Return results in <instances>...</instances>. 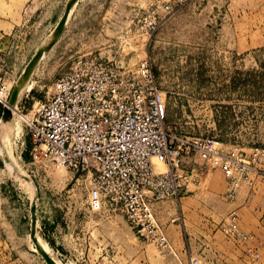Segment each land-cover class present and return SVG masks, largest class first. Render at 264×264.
I'll return each instance as SVG.
<instances>
[{
	"label": "rangeland",
	"instance_id": "1",
	"mask_svg": "<svg viewBox=\"0 0 264 264\" xmlns=\"http://www.w3.org/2000/svg\"><path fill=\"white\" fill-rule=\"evenodd\" d=\"M68 1L0 0V35L17 26L12 49L0 53V84L8 92L0 102V264H264L263 175L237 180L228 199L229 183L213 160L183 157L179 199L154 203L171 245L162 251L138 237L121 213L88 207L94 169L72 172L47 158L32 161L27 125L34 106L52 96L69 70L70 57L94 53L130 70L150 60L171 135L213 139L225 153L264 148V0H189L168 15L162 8L171 0H96L97 17L83 18L82 30L91 27L113 45L78 52L61 41L40 65L61 35L25 83L32 89L11 109L16 116L4 117L20 76ZM109 10L111 25L100 27ZM148 11L160 23L151 37L140 30ZM156 169L166 171L158 163ZM232 215L235 230L225 232ZM38 234L44 251L33 241Z\"/></svg>",
	"mask_w": 264,
	"mask_h": 264
},
{
	"label": "built area",
	"instance_id": "2",
	"mask_svg": "<svg viewBox=\"0 0 264 264\" xmlns=\"http://www.w3.org/2000/svg\"><path fill=\"white\" fill-rule=\"evenodd\" d=\"M188 1L171 0L162 11L171 14ZM141 21L140 30L149 37L160 24L155 11L146 12ZM4 89L1 83L3 104L8 95ZM27 125L32 161L47 158L72 172L94 169L88 207L98 211L106 205L121 213L138 237L162 251H171V245L152 204L179 199L186 182L180 170L183 157L213 160L229 183L228 199L234 197L237 180H248L254 172L264 176V148L225 153L216 140L169 133L149 59L130 70L94 53L73 57L69 70L55 81L52 96L34 106ZM157 163L167 170L158 172ZM236 218L230 216L225 232L235 230Z\"/></svg>",
	"mask_w": 264,
	"mask_h": 264
},
{
	"label": "crops",
	"instance_id": "3",
	"mask_svg": "<svg viewBox=\"0 0 264 264\" xmlns=\"http://www.w3.org/2000/svg\"><path fill=\"white\" fill-rule=\"evenodd\" d=\"M95 1L96 0H78L76 2L73 9H71L69 17L65 23V28H64L62 37L60 38L61 40L59 39V41L50 49L49 53L44 58H42V60H41L42 62H40V65H42L45 61H47V59H49V57H52V53L55 52V50L57 49V45L59 43H61V41H63L64 43H68V42H70L72 44L74 43L75 47L73 50L78 51V52L98 51V50H103V49L107 48L111 44L113 45V43H110V41L107 42L103 39L102 33H100V35L98 36L97 30L94 31V30H92L91 27H89L88 29L82 30L81 20L83 18L86 17L89 20H94L97 17ZM111 3L112 2H110V5H111ZM62 15H63L62 12L58 15L53 27H55L57 25V23L61 19ZM104 15H106V16H104ZM103 16L104 17H102V21L99 24L100 27L104 26V22H108V25L105 24V26H110L111 25L110 19H112V17H113V12H111L109 10L105 14H103ZM10 27H11L10 31L8 33H6L5 36H3L2 34L0 35V38H1L0 44L2 42L4 43V47L0 48V53H2L3 51H10L13 47V44L16 41L17 35L15 33L17 31L15 29L17 26L14 23H12L10 25ZM87 31L91 32V34L94 32V34L90 35V36H92V37L95 36V39H91V38L87 37L89 35V33H87ZM101 31H103V29ZM73 57H75V55L71 56L70 59H73ZM27 62L24 64V67L27 64ZM30 90H29V92H30ZM155 205H154V203L152 204L153 211H154ZM164 232H165V230H164ZM165 234H166V232H165ZM166 236H167V234H166Z\"/></svg>",
	"mask_w": 264,
	"mask_h": 264
},
{
	"label": "water",
	"instance_id": "4",
	"mask_svg": "<svg viewBox=\"0 0 264 264\" xmlns=\"http://www.w3.org/2000/svg\"><path fill=\"white\" fill-rule=\"evenodd\" d=\"M78 0H69L65 10L64 14L62 15L61 19L57 23L50 39L46 42L45 45H43L42 48H39L36 54L33 56V58L30 60L28 65L26 66L24 72L28 74V79L30 78L31 73L33 72L34 68L36 67L38 61L41 59L44 53L48 52L49 49L57 42V40L60 38L62 35L64 28H65V23L67 21V18L69 16V13L73 7V5L77 2ZM13 97V96H12ZM11 100V99H10ZM7 109H4V112H6ZM5 114V113H4Z\"/></svg>",
	"mask_w": 264,
	"mask_h": 264
},
{
	"label": "bare ground",
	"instance_id": "5",
	"mask_svg": "<svg viewBox=\"0 0 264 264\" xmlns=\"http://www.w3.org/2000/svg\"><path fill=\"white\" fill-rule=\"evenodd\" d=\"M71 12V11H70ZM70 14V13H69ZM69 17V16H68ZM68 19V18H67ZM28 74H26L25 72H23V74L20 76L19 80H18V89L15 93V95L13 96L14 98H11L7 111L4 114V117H7L8 119L15 117L16 116V110H11L13 108V106L16 105L17 101L23 97L25 95L26 92H28L31 89V85L28 84L27 86H25V83L28 81ZM12 111V112H11ZM17 119V118H16ZM15 119V120H16ZM7 121V120H6ZM9 122V121H8ZM7 122V123H8ZM17 123H19V121L17 120ZM6 124V122H5ZM1 128V127H0ZM5 133V132H4ZM1 134V132H0ZM157 170V169H156ZM167 170V169H166ZM37 228V227H36ZM33 241L35 242V246L37 248L38 251H44L45 246L43 245V240L41 239V236L38 234L36 235V237L33 238ZM32 241V242H33ZM33 242V244H34ZM35 250V248H34ZM37 251V252H38ZM46 253V252H45ZM47 254V253H46ZM57 264V263H56Z\"/></svg>",
	"mask_w": 264,
	"mask_h": 264
}]
</instances>
